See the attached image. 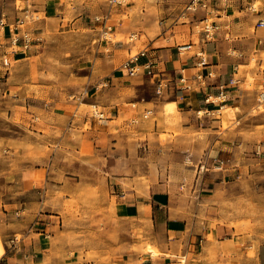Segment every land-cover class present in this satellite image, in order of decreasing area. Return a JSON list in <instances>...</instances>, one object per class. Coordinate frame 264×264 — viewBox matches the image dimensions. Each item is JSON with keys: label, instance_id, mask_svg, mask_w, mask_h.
<instances>
[{"label": "crops", "instance_id": "obj_1", "mask_svg": "<svg viewBox=\"0 0 264 264\" xmlns=\"http://www.w3.org/2000/svg\"><path fill=\"white\" fill-rule=\"evenodd\" d=\"M17 1L0 0V17L6 15L12 22L16 15L36 12L41 16L30 20L43 31L52 26L95 29L93 16L106 8L98 0ZM188 1L151 0V15L162 18L158 27L150 29L147 20H140L144 28L131 29V44L107 40L109 49L79 69L89 74L76 91L88 92L76 97L71 114L56 109L64 102L55 100L47 113L32 118L35 122L22 117V132L0 136L8 158L18 155L26 160L17 179L21 185L0 183L2 203V197L17 196L16 187L26 193L24 207H12V212H5L6 204L0 207L6 214L0 223V264H177L178 257L188 264H264V244L248 256L253 245L247 240L237 243L231 221L237 213L227 212L223 205L237 197L233 186L241 175L254 171L253 164L260 162L264 172V109H257V95L264 89V26L256 25L264 19V9L250 12L245 0H218L211 17L219 27L212 39L204 40L188 18L200 17L202 11L181 19ZM123 9L115 18L120 34L134 24H126ZM187 42L192 48L203 47L205 70L213 74L200 89L179 83L180 72L190 76L194 71L192 51L177 50ZM0 44L12 62L25 58L22 49L11 51L8 26L0 27ZM143 48L147 52L141 61L151 59L154 73L132 80L135 76H129L121 63ZM252 56L256 64L247 67ZM249 74L257 78L252 88L245 85ZM157 76L168 82L162 94L156 92ZM231 76L238 82L228 86L221 108H233L238 125L223 128L221 118L197 119L194 113L205 106L204 93H216ZM167 99L170 110L176 107L179 112L172 130H160L157 122L153 131L137 134L119 132V124L110 128L125 104H130L125 112L131 113L123 125L133 128L147 109L158 113ZM35 102L30 106L42 108L40 99ZM82 103H96L108 118L95 119L91 108L82 112ZM101 125L104 130L93 131ZM130 137L135 140L128 143ZM88 142L93 150L86 153L82 147ZM99 185L101 195L94 197Z\"/></svg>", "mask_w": 264, "mask_h": 264}, {"label": "rangeland", "instance_id": "obj_2", "mask_svg": "<svg viewBox=\"0 0 264 264\" xmlns=\"http://www.w3.org/2000/svg\"><path fill=\"white\" fill-rule=\"evenodd\" d=\"M100 5L105 6V9L100 10L98 14H105L108 16V26L110 29L105 28L99 21L98 27L91 28H72L64 29L57 26L48 27L43 31L42 28L37 27L36 21L25 23L23 28L31 30L33 32L34 40L31 47L22 52L25 56L23 60L13 61L12 66L8 70H0V136H6L7 134H15L22 132L24 123L21 121L22 117H28L37 119L48 112V109L52 104H55V100H62L64 103L57 104L56 109H64L70 114L75 111V107L72 105L76 99V95L79 93L76 91L78 83L86 82L88 79V69L79 71L82 66H90L93 63V57L102 54L103 50H108L106 41H116L123 39L126 44H131L129 33L131 29L136 31L143 30L142 25L139 24L140 20H147V26L151 28L158 27L162 18H154L151 15V0H128L124 4L114 5L111 7L105 0H98ZM255 5L263 7L264 3L261 0H255ZM18 4L22 1L18 0ZM135 5H131L134 4ZM103 8V7H101ZM123 9L122 18L126 24L132 22L133 25H128L127 33L120 34L116 31V26L119 21L115 20L118 17L116 14L118 10ZM111 9L114 10L113 14ZM144 9V10H143ZM148 11L146 12V10ZM183 9V8H182ZM145 12V13H144ZM182 10L180 11L181 14ZM33 16H41L39 13L32 12ZM96 15V14H95ZM197 16L199 12L197 11ZM188 15L181 17L185 19ZM18 18V16H14ZM21 17V16H20ZM94 17V16H93ZM190 18L192 27L196 31L194 23L199 17ZM212 18V17H211ZM94 19V18H93ZM185 21V20H184ZM188 21V20H187ZM149 29V28H148ZM106 30V32L104 31ZM116 33L114 34L113 32ZM151 31V30H149ZM38 32H44L39 33ZM136 41V40H135ZM17 50H21L22 47H15ZM10 49V48H9ZM263 56V53H261ZM250 60L247 67H253L256 64L255 56ZM101 59H98L99 64ZM137 76L132 77V80H136ZM256 77L247 76V82L249 88H252L256 83ZM261 91L264 92L262 88ZM40 99L39 104L42 108L31 107L30 104H36V100ZM81 100V99H80ZM83 100V99H82ZM169 99L163 102V107L160 108L158 113L151 112L147 118L143 115L140 121L133 128L123 125V120L130 115L131 112H125L130 107V104H125L124 109L121 112L119 118L110 123V128L114 124H119V132L125 134H137L138 131H153L155 123L159 124L160 130H172L175 120L179 118V112L176 110H170V103H166ZM175 104V103H172ZM153 105L152 103L150 104ZM100 107V106H99ZM88 104H81V111L84 112L90 109ZM257 109L262 111L264 109V102L257 104ZM201 113V112H200ZM197 119L213 120L215 118L222 119V127H227L228 124L236 125L234 120V109L229 106H224L219 111L212 113H204L197 115L194 113ZM18 120V122H17ZM233 120V121H232ZM40 121L43 122V118L40 117ZM35 122V120H32ZM24 124V125H23ZM238 125V124H237ZM208 127L209 124L207 125ZM83 130V128H82ZM104 130V126L96 127L93 131ZM204 132L203 129L199 130ZM209 131V130H208ZM201 135H203L201 133ZM135 139L130 137L126 139L128 143L133 142ZM143 140V139H142ZM145 144L140 147L144 149ZM93 150L92 142H88L82 147L83 152H91ZM7 151H5V145L0 142V183L10 182L17 184V179L22 176V168L26 160H22L18 155L14 158H8ZM98 156V155H96ZM101 156V155H100ZM191 164L190 160L186 161ZM260 162L253 164L252 173H245L238 178L237 183L233 186V190L237 192V197H233L230 202L223 204L224 208L229 212L237 213L235 217H232L231 221L236 229L237 243L243 241H250L253 245L247 251L248 256L255 254V248L259 244H264V172L263 166ZM9 167V171L3 168ZM9 172V175L6 173ZM9 184V183H8ZM18 184L22 183L18 181ZM1 188V186H0ZM4 191L8 188H2ZM23 187L19 186L15 188L17 193L16 197H2L5 201H0V207L6 204L5 212H12V207L25 206L26 197L25 192H22ZM100 185L95 187L94 197H100ZM13 191V189L11 190ZM21 196V197H20ZM44 198V197H43ZM41 197V199H43ZM69 207H72L71 202H67ZM72 209V208H71ZM12 216L13 214L10 213ZM8 215V220H10ZM23 215V214H22ZM22 215H17L21 218ZM13 217V216H12ZM14 217H16L14 215ZM13 217V218H14ZM12 218V219H13ZM6 221V214L0 210V223ZM18 237H21L20 233H17ZM0 240L3 242L4 236L0 233ZM149 250H155L154 247H148ZM177 264H188L187 261H183L182 257H178Z\"/></svg>", "mask_w": 264, "mask_h": 264}, {"label": "built area", "instance_id": "obj_3", "mask_svg": "<svg viewBox=\"0 0 264 264\" xmlns=\"http://www.w3.org/2000/svg\"><path fill=\"white\" fill-rule=\"evenodd\" d=\"M108 5L113 7L114 5H120L126 3L128 0H105ZM218 0H189L183 7L181 15L186 16L189 13L195 14L197 11H202L203 15L200 16L194 26L197 28L196 32H201L203 34L204 40L212 39L214 32L218 29V24L211 18L213 12L214 4ZM255 0H245L244 8L250 12H257L259 10L258 6L255 5ZM94 20L99 21L103 24L105 28L110 29L108 26V16L105 14H96L94 15ZM36 20L38 16H33L30 12H26L23 16L16 18L12 22H8L7 16L2 15L0 17V27L8 26L9 29V43L12 47L11 51H16L17 46L22 47L23 51L28 50L34 40L33 32L28 29H24L23 26L27 20ZM257 26H264V19L260 18L256 21ZM106 32V30H104ZM192 42L182 43L177 45V50L180 52L191 50L192 55L195 57L193 66L194 71L189 76L185 72H180L179 74V83L182 87L187 89H200L206 84V78L213 76L212 72L205 70L206 65L208 64L207 54L203 47L198 46L192 48ZM1 45V44H0ZM147 52L146 48H143L137 52L131 54L126 60L121 63V68L126 71L129 76H136L139 74H153V65L154 62L151 59L146 61H141V57L145 56ZM236 55H241V52H238ZM12 66V59L8 55L6 50L0 51V70H8ZM236 68V67H235ZM1 76V75H0ZM158 81L156 83V92L162 94L164 90L168 87V82L161 80L158 76ZM238 78L231 76L228 79V82L225 84H219L217 87L216 93H204L203 101L205 106L198 108L196 114L212 113L214 111H219L223 106V103L227 99V88L230 85L236 84ZM88 92L87 88L79 93L77 96L85 94ZM81 99V98H80ZM257 102H264V92L260 91L257 95ZM212 104L211 106H209ZM153 109H147L143 113V117L147 118ZM201 112V113H200ZM90 115L95 119L103 120L108 118V115L105 110H103L96 103L91 104ZM132 122H138L139 119L132 118ZM17 239V236L14 237ZM13 239V240H14Z\"/></svg>", "mask_w": 264, "mask_h": 264}, {"label": "bare ground", "instance_id": "obj_4", "mask_svg": "<svg viewBox=\"0 0 264 264\" xmlns=\"http://www.w3.org/2000/svg\"><path fill=\"white\" fill-rule=\"evenodd\" d=\"M173 105V104H172Z\"/></svg>", "mask_w": 264, "mask_h": 264}]
</instances>
